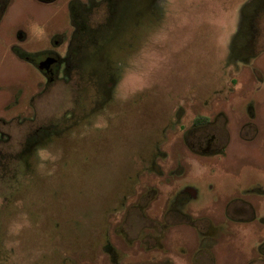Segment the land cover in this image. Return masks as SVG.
<instances>
[{
    "label": "rangeland",
    "instance_id": "obj_1",
    "mask_svg": "<svg viewBox=\"0 0 264 264\" xmlns=\"http://www.w3.org/2000/svg\"><path fill=\"white\" fill-rule=\"evenodd\" d=\"M129 1L133 8L116 16L118 36L135 24L128 53L113 60L112 71L101 55L92 71L98 91L117 73L111 103L96 120L37 150L17 184L0 177V264H191L190 254L175 250L193 244L185 224H171L164 253L135 239L142 225L164 219L173 197L181 205L190 195L187 213L228 226L214 248L216 264H264V0H161L160 12L143 22V0ZM51 14L54 22L63 19L56 8ZM79 89L75 74L49 87L38 101L37 126L49 113V126L60 129ZM200 115L210 122L196 125ZM157 148L165 152L156 159L163 174L141 172L115 213L128 175ZM229 201L231 211L246 209L243 222L224 219ZM168 219L177 220L171 213ZM122 231L134 237L133 247Z\"/></svg>",
    "mask_w": 264,
    "mask_h": 264
},
{
    "label": "flooded vegetation",
    "instance_id": "obj_2",
    "mask_svg": "<svg viewBox=\"0 0 264 264\" xmlns=\"http://www.w3.org/2000/svg\"><path fill=\"white\" fill-rule=\"evenodd\" d=\"M160 1L143 0L145 13H142V22L151 16V13L160 12ZM103 7L104 17L98 19L96 14ZM54 8L63 12L62 20L54 22L50 19ZM130 8H133V3L129 0H0L1 178L10 176L9 181L17 184L21 169L24 167L27 170L31 166V159L37 150L43 149L55 139L67 137L80 125L96 120L101 116L102 109L111 103L107 92L110 94L115 76L105 81L104 91L101 89L98 91L97 84H100V80L92 71H98L95 65L101 55L112 71L113 60L119 54L128 53L135 24L134 22L126 24L118 36L116 16L119 11L127 12ZM254 19L256 20L257 17L254 16ZM253 29L255 31L254 24ZM233 41L234 37L230 45L232 51ZM254 55L258 56L256 53ZM251 59L246 58V62ZM92 64L91 70L87 66ZM72 74L77 75L79 79V99L75 101L73 108L66 110L60 117L61 128L49 126V113L45 115L48 117H44L47 124L38 127V101L43 95L49 94V87L55 82H68ZM102 92L106 94L104 99L100 97ZM47 97L44 99L45 102ZM249 104L250 107L251 103ZM209 122L208 117L206 123ZM23 125L25 129L22 133ZM98 128L96 126V129ZM206 144V148H210L213 137H210ZM224 149L221 147L215 152L222 153ZM215 152L213 154H217ZM157 155L161 157L165 152L157 148L153 157L147 158L146 163L142 164L141 169H137L136 174L128 175L131 182L124 191H119L116 205L113 207L115 213L134 192L141 172L163 174L161 166L156 162ZM150 161L152 164H149ZM191 196L181 205H176L174 200L177 197H173L164 213V219L156 221L152 226L142 225L135 239L147 251L151 247L150 241H153V248L164 253L168 249L165 248L163 240L166 241L171 224L182 223L190 227L189 239L193 244L182 242L175 246V250L180 255L190 254L191 264H216L217 254L214 248L228 226L215 224L214 218L194 217L187 213L184 207ZM232 202L226 204L224 219L227 223L230 221L241 223L245 220L246 209L242 206H233L231 211ZM245 203L252 209L253 206L249 201L246 200ZM135 207H138L146 217L143 203L139 202ZM169 213L177 219L174 223L168 219ZM252 217L254 218L253 215ZM147 227L152 231H147ZM215 227L218 230H214ZM118 233H121L130 247L134 245V237L128 238L127 233L123 231ZM110 252L113 255V262L117 263L118 250L112 244ZM163 262L174 264L170 259H163Z\"/></svg>",
    "mask_w": 264,
    "mask_h": 264
},
{
    "label": "trees",
    "instance_id": "obj_3",
    "mask_svg": "<svg viewBox=\"0 0 264 264\" xmlns=\"http://www.w3.org/2000/svg\"><path fill=\"white\" fill-rule=\"evenodd\" d=\"M116 77H117V73H116L115 79ZM207 120H208L207 116L200 115V116H197L194 121L197 125H203L207 122Z\"/></svg>",
    "mask_w": 264,
    "mask_h": 264
}]
</instances>
